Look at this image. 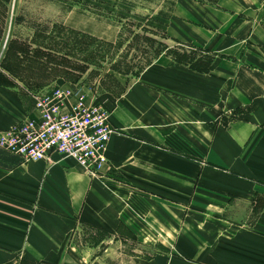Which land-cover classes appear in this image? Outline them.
Returning a JSON list of instances; mask_svg holds the SVG:
<instances>
[{"label": "crops", "instance_id": "obj_1", "mask_svg": "<svg viewBox=\"0 0 264 264\" xmlns=\"http://www.w3.org/2000/svg\"><path fill=\"white\" fill-rule=\"evenodd\" d=\"M166 27L207 68L163 52L119 78L98 175L0 147V264H92L75 243L83 228L139 241L148 256L133 250L134 264H264V0H177ZM43 61L0 68V131L39 118L32 93L64 79Z\"/></svg>", "mask_w": 264, "mask_h": 264}, {"label": "rangeland", "instance_id": "obj_2", "mask_svg": "<svg viewBox=\"0 0 264 264\" xmlns=\"http://www.w3.org/2000/svg\"><path fill=\"white\" fill-rule=\"evenodd\" d=\"M192 1L215 4L217 0ZM176 2L0 1V68L6 63L12 67L27 68L29 61L33 60L31 51L42 46L46 53L54 55V60L60 61L58 59L62 56L65 58L62 60L63 68L53 72V77L61 75L64 78L59 83L69 81L89 86L96 100L104 104L108 90L114 93L120 90V84L117 85L119 78L132 80L138 77L163 52L190 62L196 69L207 68L211 57L207 52L178 39L174 42L167 34L166 26H169ZM87 30L97 32L96 36L86 33ZM81 32L96 40L81 35ZM13 39L17 42L10 48ZM106 42L112 43L111 46ZM170 45H175L176 49H167ZM16 56L20 64H16ZM100 232L83 228L75 234V243L91 254L90 263L134 264L136 259L130 254L135 249L143 250L142 254L148 256L139 241L125 243L123 239L120 242L111 235H100ZM109 246L114 247L113 252L103 253Z\"/></svg>", "mask_w": 264, "mask_h": 264}, {"label": "built area", "instance_id": "obj_3", "mask_svg": "<svg viewBox=\"0 0 264 264\" xmlns=\"http://www.w3.org/2000/svg\"><path fill=\"white\" fill-rule=\"evenodd\" d=\"M39 118L27 117L0 131V147L24 161L49 159L53 152L75 159L92 176L108 164L113 128L110 109L83 86L57 84L32 93Z\"/></svg>", "mask_w": 264, "mask_h": 264}, {"label": "trees", "instance_id": "obj_4", "mask_svg": "<svg viewBox=\"0 0 264 264\" xmlns=\"http://www.w3.org/2000/svg\"><path fill=\"white\" fill-rule=\"evenodd\" d=\"M81 35H83V36H89L90 38H92V39H94V40H96L93 36H90V35H88V34H85V33H82L81 32ZM15 42H17V41H15ZM14 42V39H13V41L11 42V45H10V48L12 47V45L15 43ZM106 43H108V42H106ZM111 44L112 43H108V45H110L111 46ZM9 52H10V50H8ZM12 52V51H11ZM30 54H32L33 55V57H35V58H41V59H43L44 61L42 62V67L44 66V64L46 65V67L47 66H51V68H52V73L53 72H56V70H58V68H63V66H64V63L62 62V60H64L65 58L62 56V57H60L58 60H60V61H57V60H54V58H52V56H54L53 54H49V53H46L45 52V50L42 48V46H38V47H36L35 49H33V51H31V53ZM57 56V55H56ZM58 57V56H57ZM52 58V59H51ZM150 63V62H149ZM191 66H193L192 64H191ZM67 68V67H66ZM84 69L86 68V66H84L83 67ZM195 68V67H194ZM197 69H199V70H204L203 68H197ZM63 83H66V82H62V83H60V84H63Z\"/></svg>", "mask_w": 264, "mask_h": 264}]
</instances>
